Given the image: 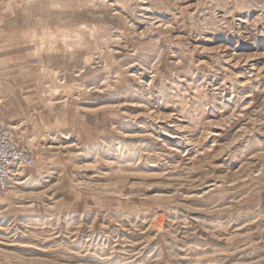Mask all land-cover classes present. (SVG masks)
Returning a JSON list of instances; mask_svg holds the SVG:
<instances>
[{
    "label": "rangeland",
    "instance_id": "rangeland-1",
    "mask_svg": "<svg viewBox=\"0 0 264 264\" xmlns=\"http://www.w3.org/2000/svg\"><path fill=\"white\" fill-rule=\"evenodd\" d=\"M250 63L264 0H0V97L33 157L0 194V264H264Z\"/></svg>",
    "mask_w": 264,
    "mask_h": 264
},
{
    "label": "built area",
    "instance_id": "built-area-1",
    "mask_svg": "<svg viewBox=\"0 0 264 264\" xmlns=\"http://www.w3.org/2000/svg\"><path fill=\"white\" fill-rule=\"evenodd\" d=\"M3 105L0 97V194L11 189L16 169L33 164L29 148L16 137L13 125L4 116Z\"/></svg>",
    "mask_w": 264,
    "mask_h": 264
},
{
    "label": "bare ground",
    "instance_id": "bare-ground-1",
    "mask_svg": "<svg viewBox=\"0 0 264 264\" xmlns=\"http://www.w3.org/2000/svg\"><path fill=\"white\" fill-rule=\"evenodd\" d=\"M146 15H147V14H146ZM244 21H245V20H244ZM239 23H240V22H239ZM241 23H242V22H241ZM242 28H243V27H242ZM241 32H242V31H241ZM174 34H175V33H174ZM228 37H229V36H228ZM234 46H235V45H234ZM227 47H228V46H227ZM227 47H226V48H227ZM228 49H229V48H227V50H228ZM231 49H232V48H231ZM172 52H173V51H172ZM229 52H230V51H229ZM235 54H236V53H235ZM244 54H245V53H244ZM244 54H243V55H244ZM254 54H255V53H254ZM254 54H253V55H254ZM240 55H241V54H239V55H230L231 57H227V58H228L227 60L232 61L233 64H235V65H238V64H240L241 62H245V63H247V61H251V60L253 59V58H249V57H241ZM253 55H252V56H253ZM227 56H228V55H227ZM233 56H236V57H233ZM248 56H249V55H248ZM253 57H254V56H253ZM178 59H179V58H178ZM225 60H226V59H225ZM252 61H253V60H252ZM226 62H228V61H226ZM254 63H255V62H254ZM254 63H252V64L250 63L249 66H250V67H254V66H256ZM256 63H257V62H256ZM235 65H234V66H235ZM247 65H248V64H247ZM244 66H245V65H243V67H244ZM243 67H242V68H243ZM246 68H247V67H246ZM254 68H256V67H254ZM261 68H262V66H261ZM256 69L258 70L256 73H260V72L263 73V72H264V70L262 71V69H264V68H262V69L260 70V67H259V68L257 67ZM230 73H231V72H230ZM253 73H255V71H254ZM253 73H252V74H253ZM263 74H264V73H263ZM263 74H262V75H263ZM256 75H257V74H256ZM249 76H251V75L249 74ZM224 79H225V78H224ZM248 81H249V80H248ZM243 82H244V81H243ZM139 84H140V83H139ZM148 96H149V95H148ZM153 117H154V116H153ZM222 119H223V118H222ZM207 120H208V119H207ZM209 122H210V121H209ZM209 122H208V123H209ZM209 125H210V124H209ZM186 127H187V126H186ZM216 127H218V126H216ZM191 134H192V133H191ZM221 135H222V134H221ZM202 137H203V136H202ZM156 138H157V137H156ZM198 138H200V137H198ZM203 139H204V138H203ZM196 143H197V142H196ZM118 166H119V165H118ZM204 185H206V184H204ZM207 185H208V184H207ZM210 187H211V186H210ZM212 187H213V186H212ZM207 188H208V187H207ZM207 188H206V190H207ZM214 188H215V187H214ZM211 189H212V188H211ZM209 190H210V189H209ZM205 193H206V192H205ZM199 196H200V195H199ZM223 237H224V236H223Z\"/></svg>",
    "mask_w": 264,
    "mask_h": 264
}]
</instances>
